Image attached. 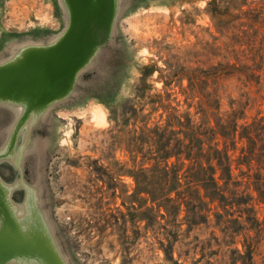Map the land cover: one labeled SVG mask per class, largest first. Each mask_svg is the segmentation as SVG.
<instances>
[{
	"label": "rangeland",
	"instance_id": "374dc122",
	"mask_svg": "<svg viewBox=\"0 0 264 264\" xmlns=\"http://www.w3.org/2000/svg\"><path fill=\"white\" fill-rule=\"evenodd\" d=\"M67 23L62 0H0V65L52 42ZM33 99L0 101V151L30 111L18 134L26 175L1 181L0 264H41L22 249L36 238L62 264H264V229L246 220L243 204L216 201L200 220L170 183L154 193L152 171L168 161L182 176L193 159L166 157L163 148L201 132L199 161L215 163L207 159L215 142L227 148L237 182L220 185L228 195L252 194L264 218L255 188L264 174V0H117L109 35L71 90L46 106ZM221 122H231L227 132ZM252 123L256 142L244 135Z\"/></svg>",
	"mask_w": 264,
	"mask_h": 264
},
{
	"label": "water",
	"instance_id": "95a60500",
	"mask_svg": "<svg viewBox=\"0 0 264 264\" xmlns=\"http://www.w3.org/2000/svg\"><path fill=\"white\" fill-rule=\"evenodd\" d=\"M62 2L68 15L65 30L52 42L31 44L10 62L0 65V101L19 104L23 102L22 94H30L34 97L33 103L38 102L46 106L52 99L66 95L71 90L76 72L84 65L95 47L109 35L117 0H62ZM29 112L25 110L17 120L10 137L12 143L16 142ZM1 191L7 194L5 185L0 181V194ZM30 225L31 223L27 231L24 230L27 235H31L33 231ZM2 229L10 239L11 229L7 226ZM5 241L11 242L10 246L13 245L14 250H17L19 244L16 240L11 238ZM21 243L25 244L22 249L35 254L38 257L36 260L41 264H62L54 250H46L43 238L40 240L36 238L32 244ZM25 247H29L30 250H26Z\"/></svg>",
	"mask_w": 264,
	"mask_h": 264
},
{
	"label": "trees",
	"instance_id": "16d2710c",
	"mask_svg": "<svg viewBox=\"0 0 264 264\" xmlns=\"http://www.w3.org/2000/svg\"><path fill=\"white\" fill-rule=\"evenodd\" d=\"M230 124L231 122H221L220 127L227 132L228 130L226 129L229 128ZM235 125L236 130L237 123H235ZM258 127V124L252 123L244 129V135L251 138L252 142H256L255 139L252 138V132L258 129ZM261 127H264V124L261 125ZM226 132H224L225 135L227 134ZM200 133L198 131H187L184 137L180 139L177 147L171 148L167 146V148H163L166 157H169L172 152H175L177 154L184 153L187 158L193 160L182 176H180L181 167L177 163L170 165L167 161L164 165L152 168L154 175V193H160V191L167 188L170 183L169 189H177V192L188 208L196 211L200 220H208V212L211 211L213 208L212 204L216 201L223 207L227 204H234V202L243 204L244 206L240 210L247 213L246 220L250 221L252 226H255L261 232L264 229V218L260 219L258 216L255 202H253L254 196L250 193L238 195L237 191H231L232 195H228L226 189L219 183V178L225 180L226 186L232 181L237 182L233 180L234 174L231 168V159L228 149L220 148L219 142H215L214 145L210 146V149H212L210 155H207L208 161L211 163V161L213 162L215 160V163L205 165L203 161H199L201 155H203L201 151L202 146H198L199 142L203 144ZM259 133L260 132H258V134ZM213 134H215V131H213ZM254 149L255 147L250 150L249 154L244 155V160L250 162L254 158L252 155L255 151ZM259 154L260 157L258 160L264 164V160H262L264 151H260ZM218 169H221V175L217 177L216 173ZM257 175L255 188L258 191V199L264 201V174L257 173ZM182 177L186 179L185 187H182ZM202 189L203 192H201ZM216 216H222V214L217 213ZM222 217L221 221L227 224V226H233L235 223L240 222V218Z\"/></svg>",
	"mask_w": 264,
	"mask_h": 264
},
{
	"label": "flooded vegetation",
	"instance_id": "af4514ba",
	"mask_svg": "<svg viewBox=\"0 0 264 264\" xmlns=\"http://www.w3.org/2000/svg\"><path fill=\"white\" fill-rule=\"evenodd\" d=\"M11 134L6 147L0 151V181H6L7 183H10L9 180L15 178L16 173H19L20 176H24L27 171V166L22 167L20 165L24 146L18 144L19 136H17L16 142L12 143L10 140ZM23 190L24 186H19L17 183L12 184L11 196L19 200L23 196Z\"/></svg>",
	"mask_w": 264,
	"mask_h": 264
}]
</instances>
